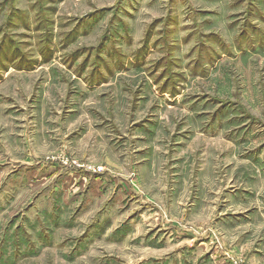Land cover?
<instances>
[{
  "label": "rangeland",
  "instance_id": "rangeland-1",
  "mask_svg": "<svg viewBox=\"0 0 264 264\" xmlns=\"http://www.w3.org/2000/svg\"><path fill=\"white\" fill-rule=\"evenodd\" d=\"M0 264H264V0H0Z\"/></svg>",
  "mask_w": 264,
  "mask_h": 264
}]
</instances>
